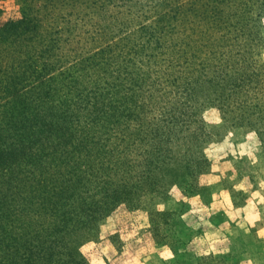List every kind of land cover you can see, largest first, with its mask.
<instances>
[{
	"label": "trees",
	"instance_id": "trees-1",
	"mask_svg": "<svg viewBox=\"0 0 264 264\" xmlns=\"http://www.w3.org/2000/svg\"><path fill=\"white\" fill-rule=\"evenodd\" d=\"M13 2L18 18L0 24V264H87L79 245L118 204H138L142 192L168 200L156 171L176 141L177 115L264 78L238 79L231 72L242 65L214 58L143 63L116 45L57 63L69 44L94 41L95 12L125 0ZM188 78L194 96L176 86Z\"/></svg>",
	"mask_w": 264,
	"mask_h": 264
},
{
	"label": "rangeland",
	"instance_id": "rangeland-1",
	"mask_svg": "<svg viewBox=\"0 0 264 264\" xmlns=\"http://www.w3.org/2000/svg\"><path fill=\"white\" fill-rule=\"evenodd\" d=\"M124 4L95 12L88 25L98 32L94 41L69 44L57 63L84 49L116 45L143 63L174 65L214 58L246 68L230 71L238 79L253 81L248 79H255L253 74L264 78V0H125ZM17 18L13 0H0V24ZM189 32L211 37L189 39ZM216 36L221 38L214 42ZM188 79L176 86L194 96L190 83L194 79ZM250 83L240 90L229 86L216 90L209 97L222 98L218 105L201 98L197 107L177 115L179 126L175 137L170 136L176 141L161 153L164 164L156 171L168 200L149 201L147 192H142L138 204L131 202L132 196L130 203L118 204L98 223L91 240L79 245L87 264H167L159 258L168 254L167 249L174 256L168 264H241L243 243L263 246L253 233L243 237L232 226L242 219L251 224L256 211L264 221V83L260 88ZM148 85H141L142 92ZM203 93L200 89L199 95ZM129 129L128 142L133 143L136 132ZM141 140L151 141L146 132ZM215 190L224 191L214 200L226 203L227 209L211 216L207 205ZM207 218L229 221L227 240L217 239L224 238L227 225L214 230L206 225Z\"/></svg>",
	"mask_w": 264,
	"mask_h": 264
},
{
	"label": "crops",
	"instance_id": "crops-1",
	"mask_svg": "<svg viewBox=\"0 0 264 264\" xmlns=\"http://www.w3.org/2000/svg\"><path fill=\"white\" fill-rule=\"evenodd\" d=\"M224 194V191L219 190V191H214L211 193L210 195V200L208 202L207 205V209L209 210V213L211 214V216H214L215 214L218 213H222L225 211V209H227L226 207V203H218L215 202V198L216 197H220L222 198ZM226 194V193H225ZM228 197V203L230 204V207H232V203ZM223 206V207H222ZM225 207V208H224ZM256 218L255 220L252 221L251 224H249L247 222L246 219H242L240 222L238 223H233L232 226L234 227H238L239 230H241V233L244 236H247V234H252L255 235L257 238H259L262 242H264V237H262L261 235H258L259 232H261L264 235V221H261L260 217H259V213L258 211L255 212ZM210 216V217H211ZM208 220V221H207ZM207 220H205L206 225L209 226L210 228H213L214 230L217 228H225L226 225V229L224 230L225 234H224V238L221 240L219 238L218 241L219 243H223L224 240H227L228 235L230 236V231H231V224L229 223V221L227 219H224L222 221H216L213 218H207ZM219 223V225H218ZM228 228V229H227ZM216 242V240H214ZM166 252H168V254L164 257H162L161 255H159V258H161V260H165V262H167V264L169 262H173L174 260V256L173 253L171 251H169L168 249L166 250ZM215 254V253H213ZM216 254H223V252H216ZM241 264H264V244L261 248L255 247V246H251L249 244H244L242 245V250H241Z\"/></svg>",
	"mask_w": 264,
	"mask_h": 264
}]
</instances>
